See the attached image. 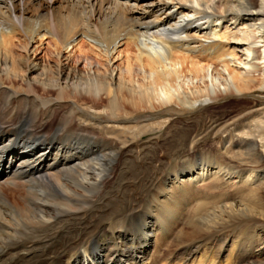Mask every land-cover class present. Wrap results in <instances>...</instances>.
I'll use <instances>...</instances> for the list:
<instances>
[{
	"label": "bare ground",
	"instance_id": "1",
	"mask_svg": "<svg viewBox=\"0 0 264 264\" xmlns=\"http://www.w3.org/2000/svg\"><path fill=\"white\" fill-rule=\"evenodd\" d=\"M227 95L127 231L133 145ZM0 264H264V0H0Z\"/></svg>",
	"mask_w": 264,
	"mask_h": 264
},
{
	"label": "rangeland",
	"instance_id": "2",
	"mask_svg": "<svg viewBox=\"0 0 264 264\" xmlns=\"http://www.w3.org/2000/svg\"><path fill=\"white\" fill-rule=\"evenodd\" d=\"M31 55L35 57L36 53L32 51ZM37 55L39 63L45 64L47 56L44 55V52H39ZM82 61L78 59V62L75 63L76 67L81 70L86 68L85 62ZM235 99L236 97L227 95L207 102L194 110L171 109L168 111V118L170 117L172 122L164 126L161 131L155 130L147 133L148 135H143L133 145V151L126 155L127 161L122 164L125 174L119 182L123 186H121V190H116L111 194L113 197H117L122 194L120 191L123 192L122 195L132 193L135 195L136 202H140L134 206L131 218L124 220L123 225L127 231H131V223L146 211V205L141 201L146 194L155 190L154 187L159 181L158 176L154 175L156 168L159 169V177L163 178L173 163L186 161L189 154L214 153L222 151L226 147V135L229 134L217 133V130L221 124L233 118L242 105L244 106L243 103L236 105ZM59 111L62 112V110ZM55 124L57 121L54 122ZM96 132L104 135L109 134L106 130ZM137 151L141 152V156ZM124 153L125 150L118 156L119 158L117 157L116 163L120 164L121 159L126 157ZM216 186L218 184L215 180H209L200 184L199 188L212 193L220 190ZM111 195L107 194L106 196L111 197ZM113 197L110 198V201L113 200ZM106 227H108L107 221Z\"/></svg>",
	"mask_w": 264,
	"mask_h": 264
}]
</instances>
